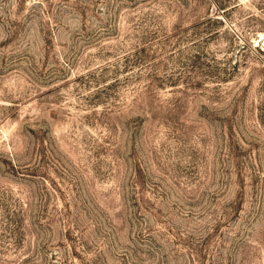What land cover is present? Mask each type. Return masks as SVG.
I'll use <instances>...</instances> for the list:
<instances>
[{"label":"rangeland","instance_id":"rangeland-1","mask_svg":"<svg viewBox=\"0 0 264 264\" xmlns=\"http://www.w3.org/2000/svg\"><path fill=\"white\" fill-rule=\"evenodd\" d=\"M0 264H264V0H0Z\"/></svg>","mask_w":264,"mask_h":264}]
</instances>
